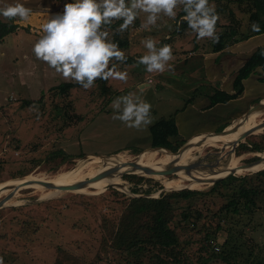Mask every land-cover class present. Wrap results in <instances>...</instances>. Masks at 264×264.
Here are the masks:
<instances>
[{"label": "rangeland", "instance_id": "1", "mask_svg": "<svg viewBox=\"0 0 264 264\" xmlns=\"http://www.w3.org/2000/svg\"><path fill=\"white\" fill-rule=\"evenodd\" d=\"M74 2L75 0H0V7L20 3L32 10L31 20L26 22L32 23L31 26H19L12 33L14 38L10 36L0 43V161L3 165L0 183L31 174L53 176L62 168L71 169L90 154L102 156L122 153L127 158H132L151 151L149 126L161 118H169L173 112L183 108L195 88L212 86L205 79L204 63L205 54L209 51L214 53L211 51L212 39H198L189 27L177 32L182 22V5L175 9V19L160 14L156 25L146 29L141 28V23L147 18V14L143 12L138 14L133 25L122 34L115 33L121 24H117L114 29L111 27L108 39L118 45L120 40L128 41L126 47H119L127 60L135 59L133 63L125 62L120 65V70L128 73L126 81L110 78L104 82L98 78L92 88L84 89L75 81L64 79L55 69L36 58L33 47L45 34L44 23L51 17L63 14L65 5ZM215 3L219 2L209 0L210 6L215 7ZM247 3H242V7L238 3L231 5L243 21V33L250 30ZM0 18L8 20L2 16ZM16 19L23 24L18 17ZM119 21L115 20L113 23ZM221 21L225 26L230 24L226 15L222 16ZM147 37L155 40L157 48L165 44L172 47L173 59L168 62L172 66L170 69L166 68L163 73H148L144 65L138 64V58L147 54L148 50L142 43ZM112 63L119 62L110 61V67ZM66 82H73L77 87L68 94H61L57 87ZM103 85L109 92L103 91ZM202 89L197 93V102L204 99L200 97ZM130 93L151 105L152 123L148 126L128 127L124 122L113 118L119 114L111 107L113 101ZM257 93L263 96V100L264 90ZM28 101L40 102L28 105ZM241 102L246 104L247 101L243 99ZM200 105L202 104H196L198 121L186 127V130L181 125L180 135L171 138L173 144L182 142L181 148L182 144L202 128L208 127L210 123H205L208 118H212V122L218 120L219 112L225 106L218 105L216 111L203 112V106ZM188 111L190 113L186 115L194 112L193 109ZM181 114L177 116L181 117ZM242 116H230L225 125H210L207 131L216 132L214 129L220 126L217 129L219 131ZM262 135L264 132L254 134L250 145L259 142ZM213 151L219 152V149L209 147L203 154ZM262 152L264 150L243 154L245 159L242 164ZM212 158L215 159L216 156ZM214 159L210 158L212 161ZM251 174L253 173L235 176ZM127 175H137L143 177V180L135 185L137 182L127 178ZM174 177V174L163 176L164 179ZM122 180L124 185L119 188L120 181L116 175L105 185L103 191L100 190V185L81 187L85 191L65 190L58 193L48 188L20 189L13 199V202L19 201V204L0 209V258H3V264H103L96 262V259L98 256H107L102 247L104 228L120 219L128 203L127 198L135 195L159 198L164 193L171 192L165 190L167 188L163 180L143 174H124ZM212 185L197 190H208ZM134 186L151 189V192L136 194L132 191ZM185 188L196 190L192 187ZM215 198L217 197H210L201 204L200 208L207 218L198 228H203L205 222L210 221L212 214L223 205V202ZM261 205L264 207L263 203ZM256 211V217L264 221L263 208ZM251 232L248 230L246 237ZM255 233L257 243L264 246V225ZM201 235L196 231L187 232L182 234V241H189L190 237L199 241ZM219 237L223 243L225 234L221 233ZM198 247V242L186 247V254L194 264H200L198 260L208 256L197 252ZM209 264L224 263L212 259Z\"/></svg>", "mask_w": 264, "mask_h": 264}, {"label": "trees", "instance_id": "2", "mask_svg": "<svg viewBox=\"0 0 264 264\" xmlns=\"http://www.w3.org/2000/svg\"><path fill=\"white\" fill-rule=\"evenodd\" d=\"M212 1L219 2L215 3L214 8L220 17L216 24V35L219 36V42L214 43L211 40L212 52H222L238 42L264 34V0ZM245 2H248L247 11L250 14V30L247 33L242 32L243 21L237 16L236 9L231 6L238 3L242 7L241 4ZM183 15H185L184 12L180 14V17ZM224 15L228 16L229 25H223L221 18ZM254 22L259 25L260 31H253ZM122 23L123 20H120L110 27L114 29L117 24ZM188 27L187 22L182 21L177 32L185 31ZM18 28L19 25L15 23V19L3 21L0 18V43L8 35L15 33ZM118 42L123 48L129 44L128 41L123 40ZM134 61L135 59L129 58L126 63L130 64ZM259 68L263 72L259 81L264 83V47H259L239 69L234 80L233 93L212 86H202L203 89L195 88L183 108L173 112L169 118H161L154 125L149 126L151 148L178 151L182 142L173 144L171 141V138L180 135L176 116L196 102L197 93L202 89L201 96L209 99L208 109L218 104H227L244 94L245 80L249 79ZM75 87L77 84L66 82L59 85L57 89L61 94H68ZM102 89L105 93L109 92L105 85ZM39 102L28 101L27 104L32 105ZM226 127L224 126L218 132H222ZM252 136L238 146L236 155L241 156L248 152L264 150V135L261 136L259 142L250 145ZM250 159L247 160L248 163L258 160L259 157ZM2 168V161H0V173ZM122 175H117L120 181L119 188L124 185ZM126 177L136 181L135 185L143 180V177L137 175ZM132 191L136 194L140 192L150 194L151 189L134 186ZM210 197H217L215 199L223 202V205L212 214L210 221L205 222L203 228H198L207 218L200 206ZM127 199L128 203L120 219L114 221L112 226L105 221V224L110 226L104 228L105 236L102 240V247L107 252V256H98L96 262H103V264H194L186 254V247L198 242L199 247L196 251L208 254L206 257H199L200 264H209L212 259L222 261L224 264H264V246L257 243L254 236L256 230L264 225V221L256 217V214L258 216L256 209L263 208L264 210V207H261V203L264 204V170L251 175L229 176L216 182L208 190L183 188L171 190L159 198L135 196ZM239 216L243 218L239 219ZM248 230L252 232L246 237ZM195 231L202 234L199 241L190 237L189 241L183 243L182 234ZM221 233L225 234L223 243L219 237Z\"/></svg>", "mask_w": 264, "mask_h": 264}, {"label": "clouds", "instance_id": "3", "mask_svg": "<svg viewBox=\"0 0 264 264\" xmlns=\"http://www.w3.org/2000/svg\"><path fill=\"white\" fill-rule=\"evenodd\" d=\"M178 5L183 6L185 13L182 21L187 22L198 39L211 38L214 43L219 42L216 24L220 17L209 5V0H75L65 5L63 14L44 23L45 34L36 42L33 52L38 60L55 69L64 79L75 81L84 89L92 88L98 78L126 81L128 73L121 71L120 65L127 57L118 43L108 39L110 26L115 20H123L115 30L116 34H122L143 12L147 18L141 28L146 29L156 25L160 14L175 19ZM31 12L20 3L0 7V16L6 19L18 17L26 21ZM252 29L260 31L255 22ZM142 43L148 51L138 58V64L144 65L148 73H163L172 67L168 63L173 59L170 45L157 48L152 37L145 38ZM113 60L119 63H112L110 67ZM111 107L119 113L113 118L128 127L140 128L152 123L151 105L134 93L117 97ZM0 264H3V258H0Z\"/></svg>", "mask_w": 264, "mask_h": 264}, {"label": "bare ground", "instance_id": "4", "mask_svg": "<svg viewBox=\"0 0 264 264\" xmlns=\"http://www.w3.org/2000/svg\"><path fill=\"white\" fill-rule=\"evenodd\" d=\"M262 101L264 104V99ZM263 116L264 109H259L249 113L241 122L229 126L223 134L194 136L190 143L191 146L181 153L174 154L163 149L147 150L148 152H143L132 158H127L126 155L122 153L102 156L90 154L86 158L79 160L76 166L71 169L67 170L62 168V170L53 176L31 174L24 178L2 182L0 183V201L11 193H14L12 197H8L4 203L6 205H17L19 201L13 202V199L17 197L19 189L32 187L43 190L45 187H43L41 183H52L54 186L52 189L54 193L65 190L85 191L81 187L74 185L76 183L100 185V190L103 191L105 185H107L110 180H113V177L116 175L124 173L143 174L140 170L134 169L133 167L161 169V167L169 164L175 167H194L198 164L207 163L204 161H206L208 157H205L203 151L209 147L219 149L218 155H216L214 151L209 155L220 158L219 162L212 167L206 169L196 168L189 173L179 171L174 174V178L164 179L162 175L156 173H148L146 176L163 180L167 190L183 189L185 187H192L197 190L202 189L206 185H212L217 179L226 177L231 173H235V175L257 173L258 171L264 170V164H257L253 168L244 169V164H242V162L245 159V155H236L233 147L236 143L245 141L240 140L241 134L258 127V125L264 121ZM263 132L264 129H260L254 134ZM255 156L264 157V152L255 154ZM223 160L226 161L223 162ZM205 166H207V164ZM111 174H113V176L109 178ZM13 189L15 192H13Z\"/></svg>", "mask_w": 264, "mask_h": 264}, {"label": "crops", "instance_id": "5", "mask_svg": "<svg viewBox=\"0 0 264 264\" xmlns=\"http://www.w3.org/2000/svg\"><path fill=\"white\" fill-rule=\"evenodd\" d=\"M23 1H26V0H23ZM29 20H31V18H29L26 21H23V24H21L16 19L15 23L20 24L19 26L21 27H27L29 25L31 26L32 24V23L30 24L26 23V22H29ZM3 21H9V19L8 20L3 19ZM17 33H20V32H17ZM10 36L14 38L13 34H10L4 40H7ZM259 47H264V34L251 37L250 39L244 42L243 41L238 42L237 44H234L226 48L222 52L212 53V54L208 52L207 54H205L206 55V61H205V56H204L205 72H206L205 79L207 83L223 91H226L228 93H233L234 92V80H235V77L239 69L245 64V62L251 57V55ZM262 73H263L262 69L259 68L256 73H254L249 79L245 80V92L241 97H239L238 99L232 100L227 104H218V105H225V106H222V108L224 109L219 112L220 118L218 120H215V122H212V118L211 119L208 118V120L205 121V123H210L208 127L202 128L199 131V133L194 136L216 135V134H206L204 132H212V131H207L210 128V125L212 126L213 125L216 126L219 124L225 125L226 119L229 118L230 116L239 117L241 115H244L252 107L253 104L256 105V102L259 99L263 98V96L257 95L258 94L257 92H259V90H264V83L259 81V79L262 76ZM200 97L204 99L200 100V102H197L196 100L197 103L195 102L194 104L189 105L185 111L180 112L182 113L181 117L176 116V121H177L178 128L180 130V133L182 131V128L180 129L181 125L184 126L183 130H186V127L191 126L193 125V123L198 121L199 116L197 115L198 108L196 107V104H202L200 106H203L201 109V111L203 112L213 111L214 109H215L214 111H216L217 109L216 107L218 105H216L215 107L211 109H208L207 106L210 103L209 99L204 96H200ZM243 99L247 101L246 104L241 102V100ZM188 109H193L195 113L193 112L191 115L189 114L186 115L187 113H190ZM218 128H215L214 130L217 131Z\"/></svg>", "mask_w": 264, "mask_h": 264}, {"label": "water", "instance_id": "6", "mask_svg": "<svg viewBox=\"0 0 264 264\" xmlns=\"http://www.w3.org/2000/svg\"><path fill=\"white\" fill-rule=\"evenodd\" d=\"M259 109H264V104H263V101L261 100L258 104H256V105H254V106H252L241 118H239V119H236L233 123H232V125H235V124H237V123H239V122H241L242 120H243V118L244 117H246L249 113H251V112H253V111H257V110H259ZM232 125H230V126H232ZM229 127V126H228ZM227 127V128H228ZM227 128H225V130L227 129ZM260 129H264V121H262L259 125H258V127H255L254 129H250V130H248L247 132H244L243 134H241V141L242 140H246L249 136H252L257 130H260ZM225 130L223 131V132H220V133H218V132H209V133H206V134H216V135H220V134H223L224 132H225ZM191 141H192V138L191 139H189L177 152H171V151H169V150H167V149H165V148H156V149H152V150H165V151H168V152H170V153H174V154H176V153H181L182 151H184V150H186L188 147H190L191 145H190V143H191ZM240 145V143H236L235 145H234V147H233V150H234V152H235V154H236V150H237V147ZM216 155H218L219 154V152H214ZM210 154H212V152H210V153H208V154H206L205 155V157H208L207 158V160L206 161H204V162H207V163H203V164H201V165H197V166H188V167H175L174 165H165V166H163V167H161V169H153V168H150V167H133L134 169H137V170H140L142 173H143V175H147L148 173H156V174H160V175H162V176H168V175H172V174H175V173H177V172H179V171H184V172H186V173H189V172H191V171H193L194 169H196V168H199V169H206V168H208V167H212V166H214V164H216L217 162H219V157H217L216 156V158L212 161V160H210V158L212 159V157L213 156H209ZM210 160V161H209ZM207 164V166H205ZM257 164H264V157H259V159L258 160H256V161H253V162H250V163H246V164H244V169H250V168H253L255 165H257ZM259 172V171H258ZM124 174H132V173H124ZM123 174V175H124ZM232 175H235V173H231V174H229L227 177H229V176H232ZM113 176V174H111L110 176H109V178H111ZM226 177H224V178H220V179H217L215 182H213V184H215L216 182H218V181H221V180H223V179H225ZM92 184V183H91ZM91 184H89V183H76V184H74V185H76L77 187H89V186H92ZM41 185L43 186V187H45V188H48V189H53L54 188V186H53V184L52 183H41ZM70 186H73V185H70ZM14 187V186H13ZM20 190V189H19ZM165 190H167V189H165ZM167 191H169V190H167ZM13 192H15V190L13 189ZM14 193H11L10 195H8L7 197H5V199H2L1 201H0V209L1 208H4V207H6L7 205L4 203V201L8 198V197H12V195H13ZM135 196H140V195H135ZM12 206H14V204L12 205Z\"/></svg>", "mask_w": 264, "mask_h": 264}, {"label": "flooded vegetation", "instance_id": "7", "mask_svg": "<svg viewBox=\"0 0 264 264\" xmlns=\"http://www.w3.org/2000/svg\"><path fill=\"white\" fill-rule=\"evenodd\" d=\"M184 144H185V143H184ZM184 144H183V145H184ZM178 150H179V149H178ZM173 152H174V151H173ZM175 152H177V151H175ZM174 176H175V175H174Z\"/></svg>", "mask_w": 264, "mask_h": 264}]
</instances>
